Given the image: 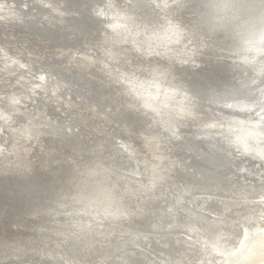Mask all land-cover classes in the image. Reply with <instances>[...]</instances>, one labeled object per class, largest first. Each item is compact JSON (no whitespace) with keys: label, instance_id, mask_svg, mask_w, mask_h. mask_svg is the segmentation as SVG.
<instances>
[{"label":"bare ground","instance_id":"6f19581e","mask_svg":"<svg viewBox=\"0 0 264 264\" xmlns=\"http://www.w3.org/2000/svg\"><path fill=\"white\" fill-rule=\"evenodd\" d=\"M87 1L35 0L41 6L30 12L31 7L20 6L17 0H0V264H69V256L77 257L78 264H208L214 260L216 250L225 256V264L231 260V264H264V238L258 240L264 231L260 222L264 211V184H260L264 183V83L258 89L260 101H245L246 95L243 101L228 97L214 107L208 106L210 115L200 118V109L194 110L192 101L205 105L208 100H198L187 91L188 98L177 95L190 81L185 76L182 80L176 78L186 73L174 64L197 56L198 51L188 52L183 39L181 48H167L174 40L173 34L181 38L179 30L184 27L179 21L171 24L163 14L177 5L173 4L175 0H152L155 18L150 17L151 21L141 20L133 11L119 10V6L116 9L108 2L109 11L100 10L103 25L95 17L90 20L87 13L95 9L96 2ZM250 4L249 9L253 6L259 16H249L236 25L243 38L233 63L240 69L234 71L243 69L240 74L247 77L246 82L241 80V87L264 73V61L256 64L264 59V3L254 0ZM222 9L230 12L232 8L223 3ZM79 26H83L82 31ZM192 28L193 36L202 40L199 27ZM91 42L99 46L100 58L90 55L87 44ZM138 47L142 49L135 50ZM217 49L228 52L220 46ZM54 69L59 74L65 71L63 79L55 76ZM68 76L74 82L66 84ZM210 81L214 89L226 83L215 74ZM81 83L87 87L88 83L99 84L95 91L92 85L94 93L89 94V101L71 98L72 87ZM247 103L250 111L246 107L238 110ZM137 106L143 107V112ZM145 108L154 109L155 114L147 113ZM55 110L73 115V127L63 122L64 116V124L50 119ZM215 113L221 114L225 123ZM195 115L200 120L198 124L194 122ZM219 124L225 129L217 133L225 141L217 149L222 153L217 157L222 162L213 175L220 171L222 182L209 181L203 186L193 180L196 175L192 174L191 183L185 179L187 183H183L178 169L183 170V160L173 141H183L181 147L189 150V157H185L194 162L193 166H204L208 160L202 156L204 150L198 151V157L194 154L197 142L218 140L210 127ZM90 128L93 133L89 134L86 131ZM119 139L125 141L120 144L124 154L119 153L121 149L118 152L108 148ZM86 140L94 142L88 150L82 146ZM232 144L241 150L233 153ZM75 152L82 153L77 160L69 156ZM36 153L40 157L33 160ZM57 156L64 159L57 163L59 158L49 168L51 158ZM217 158L215 162L212 159L214 165L219 162ZM248 159L253 161L249 163ZM193 166L190 171L195 169ZM58 167L68 168L69 172L59 176ZM10 178H15V185L4 193ZM157 178L159 188L152 189ZM38 186H42L41 192ZM58 189L62 193H56ZM23 193L31 200L43 198L44 203L39 207L28 206L30 202L24 206L20 201V205L15 204L18 197L25 200ZM8 206L15 209L7 211ZM146 212L142 222L132 219ZM25 219H32L31 223H25ZM146 220L151 229L145 226ZM8 221L10 225L6 226ZM238 222L246 226L241 229ZM246 227L252 234L251 246L256 244L257 248L246 251L249 256L255 255L241 263L244 242L232 245L238 229L244 231ZM11 234L19 235L12 244L8 243ZM64 251L69 258L62 255Z\"/></svg>","mask_w":264,"mask_h":264},{"label":"water","instance_id":"95a60500","mask_svg":"<svg viewBox=\"0 0 264 264\" xmlns=\"http://www.w3.org/2000/svg\"><path fill=\"white\" fill-rule=\"evenodd\" d=\"M126 1L127 3H130L131 6L133 5L137 6L139 2L138 0L137 1L126 0ZM140 1H144V0H140ZM245 1L247 3H245ZM245 1L243 3L242 0H191L188 6H184L180 0H175V3L173 4L177 3V5L171 8L170 10L169 8L165 9L163 14L167 18H170L174 21H179V22H180L179 18L183 17L182 16L183 13L188 12L190 13V15L198 14L195 20L191 19L194 22V24L190 28L191 38L192 39L195 38L197 40L201 38V37L197 38V36H193L194 30L192 27L198 26L199 30L203 34V38L209 40V44L203 47V49H205V51L207 52L206 54H211V52L220 54L219 52H221L222 53L221 55H224L226 52H223L217 49V46H220V47L226 48L228 50L227 53L232 55L233 59H235L238 56L237 53L240 52L239 48L242 46L241 39L243 38L241 34L243 32H238V30L236 29V25L242 24L243 20L247 19L249 16H254V17L259 16V14L253 9V6L251 9H249L251 5L250 3H252V1L254 0H245ZM257 1H261L264 3V0H257ZM145 2H146L145 4H147V7H152L150 3L154 5L152 0H145ZM223 3L229 4V6L232 8L230 12L228 11V9L227 11L222 9ZM37 5L41 6V3H35L33 6L37 8L36 7ZM44 6H46V4H44ZM225 12L228 14H225ZM81 20L83 21V18ZM74 22L75 24L79 23L76 21ZM181 22L182 23L180 24V27H182V25H184V27H187V25L184 24L185 21L184 22L181 21ZM180 27L177 26L176 30L177 29L179 30ZM179 31H181V38L178 34L176 35L173 34L174 40H172V42L168 44L167 48L169 49L179 48L182 42V38L186 37L187 35L185 28H182V30L180 29ZM249 45L251 46L252 44H249ZM141 49H142L141 47L135 48V50L137 51ZM152 50L162 51L161 49H152ZM203 53H204V50H203ZM158 56L160 57L161 55H156L155 57H158ZM182 60L183 61H177L174 64H177L176 66H180L179 67L180 69L184 68L182 69L184 70V73H186L184 75L188 78L190 82L187 84L188 87L185 88L184 90H180V92L177 93V95L184 98L186 97V91H187L194 98H197L194 96L196 95V96H199L200 99L202 100L203 99L206 101L208 100V102L205 105H201L197 101L191 100L192 101L191 107L194 108V110H195V107H197V109H200V112H201V110L203 111L204 108H207L208 106L214 107L215 103H218L219 101L227 99L228 97L229 98L239 97V99H234L238 101L239 100L243 101L245 99L243 98L244 95H246L245 101L248 99L255 100V98L258 101L262 99L261 94H258V92H260L258 89L260 85L264 83V73L263 75H260L255 81L249 80L245 86L241 87L239 85L244 84L242 82H246L247 80L245 79H247V77H246V74H243V75L240 74L243 71V69L242 71L241 70L234 71V69H240L239 65L237 67L233 65L234 61H231V62L228 61V62L221 63L219 65L220 68L212 71V70H208L204 68V66L208 64L209 60L204 62L205 60H201V58H198V56H193V55H191L186 61H184V59ZM263 61L264 59L258 60L256 61V64L261 65ZM179 68H177L176 71L179 70ZM70 72L72 71L70 70ZM213 74H215V76H217V78L221 81L226 80L225 81L226 83L222 86V88L214 89L211 87L212 83L210 79L213 77ZM240 75L242 77H240ZM249 82H252V83L250 84ZM228 83H232V84H228ZM245 87L247 88L245 89ZM239 89H243V92L241 93ZM188 96L189 95H187L186 98H188ZM137 107H140V106H137ZM242 107H246L247 111L251 110L250 105L248 103L245 106L244 105L238 106V110L239 108L242 109ZM140 108L142 109V112H143V107H140ZM145 110L147 113L155 114L154 109L145 108ZM228 114H230L229 116L234 115V113L232 114L228 113ZM201 116L202 115L200 114V118H202ZM182 118H188V117L186 116ZM194 118H195L194 122L198 124V122H200L199 118L196 117V115ZM193 123H190V125L194 126L195 123L194 124ZM185 124H187V122ZM155 125L158 126V123H155ZM161 128L162 130H164L163 127ZM224 129L225 127L222 126L221 124H219V126L210 127L211 134L217 133L218 131H223ZM196 130H198L197 127H196ZM216 136L218 140L204 139L201 141V143L197 142L198 146H203V145L205 146V149L203 151L204 153L202 152V156L208 159L207 163L201 167H196L197 165L193 166L194 162L190 163V166H193L195 168L194 170L196 171V173H198L199 176L197 177V179L199 182L203 183V186H206V183H208L209 181L222 182L223 180V177L221 176L222 173L220 171H218L215 175H213V172L217 171L216 168L220 164V161L222 162V160H219V158H217V157H220V155H222V153L218 152L217 149L220 147V144H222L223 141H225V139L221 137L222 134L217 133ZM175 140L173 141L174 143L181 141V140L179 141L177 140L175 141ZM230 148L232 149L233 153L234 152L236 153L239 150H241V147H238L237 144L230 145ZM216 158L218 159L219 162L216 165H214L212 159H214V162H215ZM251 161L253 160L248 159L249 163H251ZM178 169L181 170L179 166H178ZM158 182H159L158 178L156 181L152 182L153 186L155 187L152 189L159 188L157 187ZM146 215H147V212L145 213V215L137 214L133 218L132 216L130 217L134 219L136 223H138V222H142V220L144 219ZM145 222H146L145 226L147 227L149 225V221L146 220ZM148 229H151V228H148ZM96 249L98 250V247ZM90 252H93V251H90Z\"/></svg>","mask_w":264,"mask_h":264},{"label":"rangeland","instance_id":"374dc122","mask_svg":"<svg viewBox=\"0 0 264 264\" xmlns=\"http://www.w3.org/2000/svg\"><path fill=\"white\" fill-rule=\"evenodd\" d=\"M84 1H86V0H84ZM116 1V2H115ZM181 1V0H180ZM87 3H89V1H86ZM94 2H96L95 4L97 5V7H95L96 5H93L94 7L93 8H95V9H89V11H88V16H89V18H90V20H91V18H94L95 17V20L98 22V23H100L101 21L100 20H102V23H100V25H103L105 22H103V20H104V17L102 16V12H100V10H102V11H105V13L106 12H108L109 11V8H110V6H111V4L110 3H112L113 5L112 6H114L116 9H117V7L119 6V10H124V11H126V10H130V11H133V12H135V13H137L138 15H139V17H140V19L142 20L143 18L145 19V18H148V19H150V21H151V18H152V20L155 18V14H154V9L152 8V7H147L146 6V2H145V0L142 2V1H139L140 3H138V7L136 6V5H133V6H131V8H130V3H127V1L126 0H94ZM108 2H110V3H108ZM142 2V3H141ZM182 3H183V5H185V6H188L189 4H188V2L190 3L191 2V0H185V2H183V0L181 1ZM17 3L18 4H20V6H23V4H25V6H29V7H31V8H29V11L30 12H33V11H35L36 10V8H33L34 6V4H35V0H17ZM99 3V4H98ZM104 3H106L105 5H104ZM109 4V5H108ZM115 4V5H114ZM142 4V5H141ZM144 4V5H143ZM107 5V6H106ZM101 6H103V7H101ZM123 6V7H122ZM126 6V7H125ZM101 7V8H100ZM121 7V8H120ZM160 7H163V5H160ZM164 7H165V5H164ZM150 8V9H149ZM96 10V11H95ZM189 11V10H188ZM93 12H95V14L93 13ZM91 13L93 14V15H91ZM188 13V12H187ZM184 14L185 13H183V17H180L179 19H180V23H182L181 21H185V23L184 24H188L187 25V28H185V27H183V28H185V30H187L186 32H187V35H186V37L187 38H189V39H186V37H183L182 39L184 40H182L183 42V46H185L186 44H187V46H185V47H187V48H185V49H187V51L189 52V51H191L190 53H196L197 51H198V55L197 56H199L198 58H200L201 57V55H203V57H201V59L202 60H205L204 62H206L207 60H209L208 61V67H207V65L206 66H204V68L205 67H207V69L208 70H212L213 71V69H218V68H220V67H217V66H219L222 62L224 63V62H226V61H229L230 59V62L231 61H234L235 59H233V56L231 57V55L229 54V53H225L224 55H221L220 54V58H219V54H216L215 53V55H214V53H212V54H206L207 52L205 51V49H203V47L204 46H206V45H208L209 43L206 41L207 39H205V38H203L202 40L201 39H199V40H195V38L193 39V42H192V38H190L191 37V34L189 33L190 31H188V28L190 29L191 28V26L194 24V22L192 21V20H195L196 19V17L198 16V14L197 15H193V14H191L193 17H190V19H192V20H190L189 19V16H190V13L188 14V16H187V14L184 16ZM150 15V16H149ZM153 16V17H152ZM195 16V17H194ZM97 17V18H96ZM151 17V18H150ZM185 18V19H184ZM97 19H99V20H97ZM170 19V18H169ZM192 21V22H191ZM192 23V25H191V23ZM170 23L172 24V23H174V20H172V19H170ZM104 28V27H103ZM78 29H80L81 31L83 30V26H79L78 27ZM189 33V34H188ZM190 41V43L189 42H186V41ZM205 40V41H204ZM77 42H81V37H79L78 38V40H77ZM197 42V43H196ZM202 44H201V43ZM92 44H87L88 46V49H89V52H90V55L93 57V58H95V59H97L99 56H101L100 55V53H101V50L100 49H98L99 48V46L97 45V43L96 42H91ZM94 43H96V44H94ZM181 43V44H182ZM186 43V44H185ZM193 43H196L197 45L195 46ZM94 44V45H93ZM180 44V45H181ZM192 45V48L190 49V47H191V45ZM195 47H194V46ZM200 45V46H199ZM97 46V47H96ZM94 47V48H93ZM96 47V48H95ZM182 46H179V48H181ZM199 47L200 48H202L203 50H204V52L205 53H202L203 52V50H201V49H199ZM83 49H85L84 47H83ZM95 49V50H94ZM194 49H195V51H194ZM80 50H82L81 48H80ZM97 50V51H96ZM201 50V51H200ZM100 51V52H99ZM200 51V52H199ZM97 52H99V53H97ZM94 54V55H93ZM96 54V55H95ZM201 54V55H200ZM204 54L206 55V56H204ZM98 55V56H97ZM214 55V56H213ZM223 56V57H222ZM207 57V58H206ZM216 57V58H215ZM217 57H218V59H217ZM100 58V57H99ZM225 58V59H224ZM207 59V60H206ZM228 59V60H227ZM212 63V64H211ZM215 63V65H213ZM212 65V66H211ZM210 67H212L211 69H210ZM214 67V68H213ZM59 68V67H58ZM60 70H62V69H60ZM54 71H56V74L58 75H56L55 74V76L58 78L59 76H61L60 78H62L63 79V73L65 72V71H63V73L62 74H59L58 73V71L59 70H56V69H54ZM71 76H73L74 77V75L73 74H70ZM177 75V74H176ZM71 76H68V80H65V82H66V84H68L69 82L68 81H71V82H74V80L71 78ZM184 74H178V76H176V78L177 79H183L184 78ZM186 77V76H185ZM70 79V80H69ZM99 81V80H98ZM70 82V83H71ZM89 85H88V87H87V84H76L75 86H73L72 88V92H71V98L72 99H74V100H80L81 102L82 101H89V98H90V95L89 94H93L94 92L93 91H95V89H96V86H98L99 84H95V83H88ZM81 85V86H80ZM85 85V86H84ZM94 86V89H93V86ZM89 86L91 87V88H89ZM86 87H87V89H86ZM80 88V89H79ZM83 90H82V89ZM84 89H86L85 91H87L88 89L90 90H88L87 92H86V94H85V91H84ZM93 89V91H91ZM79 91V92H78ZM78 94V96L76 95V94ZM83 97H82V96ZM87 95V96H86ZM81 96V97H80ZM194 96H196V95H194ZM197 97V99H200V97L199 96H196ZM88 99V100H87ZM41 105V104H40ZM40 105H38V106H40ZM102 106V107H101ZM38 108V107H37ZM40 108L41 107H39L38 108V110H40ZM102 108H103V104L102 105H100V108L98 109L99 111L100 110H102ZM206 109V110H205ZM208 107L207 108H204L203 109V111L201 110V115L205 118L206 117V115L207 116H209L210 115V113H208ZM63 110H55L54 112L55 113H57V114H54V112L50 115V119H53V120H56L57 122H62L63 120H62V117H63V119H64V123H69L68 125L70 126V127H73V125H72V123H73V119H74V116L73 115H68V114H66V113H63L62 112ZM206 112V113H205ZM210 112V111H209ZM59 113H61V114H59ZM66 114V115H65ZM216 117L218 116H220V115H217L216 113L214 114ZM52 116H54V117H52ZM69 116H71V117H69ZM52 117V118H51ZM56 117V118H55ZM66 117V118H65ZM217 117V118H218ZM223 117H222V115L218 118L219 120H221ZM58 119V120H57ZM69 120V121H68ZM71 120V121H70ZM223 120V119H222ZM221 120V121H222ZM226 120H223V122H225ZM62 122V123H63ZM63 123V124H64ZM71 124V125H70ZM241 125L243 124V123H240ZM246 126V125H245ZM92 130V131H91ZM89 131V132H88ZM86 132H88L89 134L92 132L93 133V129H87V131ZM6 136V137H5ZM5 138H7V135L5 134ZM123 139H119L118 141H116L113 145H110V146H108V148L110 149V150H112L113 151V149L114 150H116V151H118L119 152V150L121 149V146H120V144L122 145V143L123 142H125L124 140L122 141ZM84 142H87V143H83V149L85 150L86 148V150H88V148L90 149V148H92L93 146H94V142L91 140V144H89L90 143V140H86V141H84ZM89 142V143H88ZM120 142V143H119ZM117 143V144H116ZM181 143H183V141L181 140V141H179V142H176V143H174V145H175V148L177 149V150H179L178 151V154L179 155H181V157H182V160L183 161H181V165L183 166L182 168H183V170L181 169V173H182V175L180 176V179L183 181V183H187L186 181H190V183H191V180H190V178H192L193 177V175L195 174L197 177L199 176L197 173H196V171L195 170H193V171H195V172H193V171H190V169L192 170V168H191V166H190V161L189 160H187V158L186 157H189V156H187L186 155V153H189V150L188 149H186L185 147L183 148V147H181L182 145H181ZM119 144V145H118ZM90 145H92V146H90ZM180 145V146H179ZM87 146V147H86ZM116 148V149H115ZM202 150H204V149H202L201 148V146L199 147H196V151L194 152V154L197 156V155H199V154H197L198 153V151H202ZM115 151V152H116ZM109 152H111V151H109ZM122 152V153H121ZM76 153V154H75ZM75 153H70L71 155H69V156H71L70 158H75V160H77L79 157H78V155H80V154H82V153H77V152H75ZM119 153H121V154H124V152L122 151V149L120 150V152ZM37 154V153H36ZM66 154V153H65ZM84 154V153H83ZM192 154H193V152H192ZM68 155H66V156H68ZM73 155V156H72ZM106 155V154H105ZM74 156H76V157H74ZM186 156V157H185ZM35 157V154H33L32 155V159ZM38 157H40L39 156V154H37L36 155V159L34 158L33 160H37L38 159ZM198 157V156H197ZM59 158H60V160H59ZM123 158V157H122ZM52 160H50V164H48L47 166L50 168L51 167V165L53 166V164H55L56 162L55 161H58L57 163H59L62 159H64V158H62L61 159V157H58L57 156V158L55 159L54 158V160H53V158H51ZM122 161V160H121ZM53 163V164H52ZM189 163V164H188ZM61 164V163H60ZM59 166V165H58ZM48 167H45V168H48ZM181 168V167H180ZM186 168V169H185ZM59 169H61V170H59ZM64 169H66V170H63L62 169V167H58L57 168V171L56 172H58V174H59V176H61L62 174H66L67 172H69V170H68V168H64ZM184 169H185V171H184ZM188 169V170H187ZM60 171V172H59ZM66 173H65V172ZM184 171V172H183ZM63 172V173H62ZM185 172H187V173H185ZM189 172H190V174H189ZM184 173V174H183ZM193 174V175H192ZM190 175H192V176H190ZM194 175V176H195ZM188 176V177H187ZM195 176V177H196ZM183 177V178H182ZM195 177H193L192 179L193 180H195V181H198V179H197V177L195 178ZM183 179H185V180H183ZM188 179V180H187ZM13 180V181H12ZM15 178H10L9 179V183L7 182L6 183V188L5 187H3V189H4V193H5V191H7V192H9V190L11 191L12 190V187L15 185ZM12 183H14V184H12ZM8 184V185H7ZM260 184H264V183H260ZM11 185V186H10ZM9 186L11 187L10 189H9ZM264 186V185H263ZM262 186V187H263ZM40 186H38V188H39ZM61 190V189H60ZM59 189L57 190V192L56 193H62V190L60 191ZM37 191H39V192H41L42 191V186L39 188V189H37ZM59 191V192H58ZM2 193V192H1ZM0 193V194H1ZM25 194H27V193H25ZM55 193H52V195H54ZM4 194H2V196H3ZM24 197H25V200L23 199V197H18L17 198V200H18V202L16 201L15 202V204H18V205H20V204H22V206H24L26 203L28 204L29 202H30V204H28V206L30 205V206H34V207H39V204H42V203H44L43 201H44V199L43 198H41V199H39V200H37V199H33V200H31L30 198H27L26 196L27 195H24V193L22 194ZM43 195V194H42ZM46 195V197H48V198H50L51 197V195H49V196H47L48 194H45ZM29 199V200H28ZM27 200V201H26ZM33 202V204H32V202ZM35 200V201H34ZM42 200V201H41ZM19 201H20V204H19ZM22 201H24V203H21ZM26 202V203H25ZM38 205H37V204ZM14 204V207L16 208V206L17 205H15ZM36 204V205H35ZM12 208V207H10V206H8V208H7V211H10V209H15V208ZM35 212V211H34ZM89 212V211H88ZM263 213H264V211H262L260 214H261V217H262V219H263V221H260V222H263V224H264V215H263ZM31 217H34V215L33 216H29L28 218H31ZM27 218V219H28ZM27 219H25L26 221H25V223H27V222H30L31 223V220H27ZM260 220V219H259ZM30 223H27V224H30ZM46 224H47V222H46ZM46 224H44V225H46ZM238 226H239V228H244V226H246V224L245 223H243L242 224V222H238ZM247 224H249V223H247ZM5 225L6 226H8V225H10V222L8 221L7 223H5ZM43 225V226H44ZM48 225V224H47ZM104 224L102 223L101 224V226H103ZM249 226H250V224H249ZM240 229H238V232H237V235H236V237H237V240H236V242L234 243V245H232L233 247L235 246V247H237V246H239V242L241 241V240H243V242H244V244H243V246H244V248H241V249H244L243 250V252H241V263L242 262H245L246 260H248L250 257H252L253 255H255V254H253V253H250V256H249V253L247 254V252H248V250H250L249 252H254V249H256L257 248V246H256V244L254 245L253 244V246L255 247V248H252L253 246H251V243H252V240L250 241V236L252 235H250L249 234V230H248V228L246 227L245 228V230L244 231H239ZM245 231H247V232H245ZM119 232V231H118ZM115 233V234H120V233ZM243 232H244V234H243ZM240 233V234H239ZM245 234H247V236H248V234H249V237H247ZM261 235H260V237L261 238H259L258 240H261V239H263L264 238V231L262 230V232L260 233ZM17 236H19V235H12L11 234V237L9 238V241H8V243H10V244H12V243H15L19 238L17 237ZM115 236H118V235H115ZM240 237V238H239ZM244 237V238H243ZM16 238V239H15ZM18 238V239H17ZM14 239V240H13ZM244 239H246V240H244ZM13 240V241H12ZM248 241V242H247ZM115 242V241H114ZM114 242H109V243H112V244H115ZM242 242V243H243ZM9 244V245H10ZM246 245H247V247H246ZM249 245H250V247H249ZM245 247H246V249H245ZM250 249H249V248ZM260 247H262V246H260ZM241 249H239V250H237V252H239ZM235 250V249H234ZM253 250V251H252ZM217 252H215V250H212V259H214V260H212V261H207V263L209 264V263H211V264H213V263H215V261H216V263L215 264H220V263H222V264H225V262H223L225 259H224V257L225 256H223V253H221V252H219L218 250H216ZM247 251V252H246ZM204 253H205V255H206V253H207V249L204 251ZM141 254V253H140ZM173 254L175 255V253L174 252H170V255H172L173 256ZM222 254V255H221ZM62 255L64 256L65 255V257L67 256H69L70 254H68V252L66 253V251H64V252H62ZM235 260H237V258H239V256H237V253L235 252ZM74 256V255H73ZM223 256V257H222ZM69 257H71V258H69ZM68 258L69 259H72V262L70 263L69 262V264H78L76 261L78 260V258L77 257H73L72 258V256H69ZM206 257H207V255H206ZM83 258V257H82ZM222 258V259H221ZM66 259V258H65ZM84 259V258H83ZM217 259V260H216ZM85 260H87V259H84V261ZM223 260V261H222ZM222 261V262H221ZM19 262H23V261H19ZM25 262H27V261H25ZM50 262V261H49ZM47 262L46 264H55V263H52V262ZM231 262H233V260H231ZM231 262L229 263V264H231ZM35 264V263H34ZM80 264V263H79ZM237 264H239V262H237Z\"/></svg>","mask_w":264,"mask_h":264},{"label":"snow or ice","instance_id":"6c2138e0","mask_svg":"<svg viewBox=\"0 0 264 264\" xmlns=\"http://www.w3.org/2000/svg\"><path fill=\"white\" fill-rule=\"evenodd\" d=\"M174 134V133H173Z\"/></svg>","mask_w":264,"mask_h":264}]
</instances>
